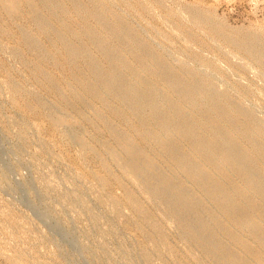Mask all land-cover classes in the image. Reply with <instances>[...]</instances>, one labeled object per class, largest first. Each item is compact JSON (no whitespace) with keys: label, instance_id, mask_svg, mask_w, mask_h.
<instances>
[{"label":"rangeland","instance_id":"374dc122","mask_svg":"<svg viewBox=\"0 0 264 264\" xmlns=\"http://www.w3.org/2000/svg\"><path fill=\"white\" fill-rule=\"evenodd\" d=\"M29 2L0 0V264H256L235 240L264 246V0Z\"/></svg>","mask_w":264,"mask_h":264},{"label":"bare ground","instance_id":"6f19581e","mask_svg":"<svg viewBox=\"0 0 264 264\" xmlns=\"http://www.w3.org/2000/svg\"><path fill=\"white\" fill-rule=\"evenodd\" d=\"M21 1V0H20ZM19 2V1H18ZM27 2L28 3H30L29 2V0H27ZM31 2H33V1H31ZM32 4V3H31ZM30 5V4H29ZM32 6V5H31ZM81 6V5H80ZM78 7V6H77ZM62 8V7H61ZM60 8V9H61ZM90 8V7H89ZM30 9V8H29ZM83 10V9H82ZM86 10H87V8H86ZM89 10H91V14L92 13H97V11H99V10H95V9H88V11ZM34 11V10H33ZM79 11V10H78ZM81 11V10H80ZM85 11V10H84ZM31 12H32V8H31ZM100 12V11H99ZM33 13H35V12H33ZM88 13V12H87ZM36 15H37V13H35ZM98 14V13H97ZM88 15V14H87ZM89 16H91V15H89ZM88 16V17H89ZM92 16H94V15H92ZM98 16H99V14H98ZM87 17V16H86ZM100 17V16H99ZM91 18V17H90ZM37 19H38V21L40 22V24L42 25V20H43V18L39 15H37ZM88 20V19H87ZM87 20H85V26H84V31H82V32H85V34H86V36H87V39L90 41V42H94V40H96V39H98V38H96V35H97V33L95 34L90 28H89V21H87ZM99 20H100V18H99ZM118 26V25H117ZM44 27V26H43ZM107 29V28H106ZM127 29V28H126ZM116 30V29H115ZM130 30V29H129ZM96 32V31H95ZM131 32V31H130ZM114 33V32H113ZM129 33V32H128ZM122 34V33H121ZM128 35V34H127ZM130 35V34H129ZM116 36V35H115ZM121 36V35H120ZM118 37V36H117ZM133 37V36H132ZM137 37V36H136ZM135 37V38H136ZM123 38V37H122ZM120 39V38H119ZM129 40V39H128ZM99 41V40H98ZM125 41V40H124ZM66 42V41H65ZM67 42H68V40H67ZM66 42V43H67ZM70 42V41H69ZM97 42V41H96ZM131 42V41H130ZM66 43H65V45H66ZM135 43V42H134ZM139 44V43H138ZM68 45H70V44H68ZM99 45V44H98ZM69 47V46H68ZM101 47V46H100ZM137 48V47H136ZM141 48V47H140ZM102 49V48H101ZM105 49V48H104ZM110 50V49H109ZM69 51V50H68ZM74 52V51H73ZM72 52V53H73ZM103 52V51H102ZM110 52V51H109ZM141 52V51H140ZM71 53V54H72ZM153 53V52H152ZM68 54H69V52H68ZM108 54V53H107ZM143 55H144V53H143ZM69 56V55H68ZM71 56V55H70ZM74 56V55H73ZM155 57H156V55H154ZM151 57V56H150ZM68 58H73L72 56L71 57H68ZM75 58V57H74ZM74 58H73V60H74ZM146 58V57H145ZM154 58V57H153ZM111 60V59H110ZM146 60V59H145ZM68 61V60H67ZM147 61V60H146ZM147 64H150V63H147ZM152 64V63H151ZM112 65V64H111ZM153 65V64H152ZM111 67V66H110ZM167 67V66H166ZM142 68V67H141ZM144 68V67H143ZM98 69V68H97ZM112 69V68H111ZM158 69V68H157ZM96 70V69H95ZM142 70V69H141ZM115 71V70H114ZM94 72H96V71H94ZM118 72V71H117ZM116 72V73H117ZM101 73H102V71H101ZM136 73V72H135ZM118 74V73H117ZM189 74H191V73H189ZM94 76H95V74H94ZM101 76V75H100ZM116 76V75H115ZM114 76V77H115ZM121 76V75H120ZM156 76V75H155ZM93 77V76H92ZM116 78V77H115ZM181 78V77H180ZM188 78V77H187ZM195 78V77H194ZM93 79H94V77H93ZM189 80L191 81V80H194L193 78H192V76H189ZM197 80V79H196ZM88 82V81H87ZM196 82V81H195ZM194 82V83H195ZM200 82V81H199ZM199 82L197 81V83H198V85H199ZM144 83V82H143ZM145 84V83H144ZM172 84V83H171ZM177 84V83H176ZM191 84H192V82H191ZM196 84V83H195ZM194 84V88L196 87V85ZM201 84V83H200ZM203 84H205V83H202L201 85L203 86ZM206 85V84H205ZM142 86V85H141ZM177 86V85H176ZM191 86V85H190ZM193 86V85H192ZM200 87V86H199ZM97 88V86L95 87L94 86V84L91 82V81H89L88 83H86V84H84V89L88 92V93H90V94H92L93 96H95V97H98V98H101L102 97V93H101V91H100V88H97V89H99V91L96 89ZM204 89H205V92H206V88L207 87H203ZM192 89V88H191ZM200 88H198V90H199ZM102 90V89H101ZM135 90V89H134ZM176 90V89H175ZM196 90V89H195ZM201 90V89H200ZM210 90V89H209ZM103 91V90H102ZM146 91H147V89H146ZM154 91V90H153ZM202 91H204V90H202ZM122 92V91H121ZM124 92V91H123ZM149 92V91H148ZM178 92V91H177ZM125 93H126V91H125ZM194 93V92H193ZM119 94V93H118ZM196 94V93H195ZM207 94V93H206ZM210 94V93H209ZM114 95V94H113ZM140 95V94H139ZM200 95V94H199ZM121 96V95H120ZM177 96V95H176ZM179 96V95H178ZM201 96V95H200ZM205 96V95H204ZM210 96V95H209ZM212 96H214L213 94H212ZM168 97V96H167ZM174 97V96H173ZM197 97V96H196ZM198 98V97H197ZM196 98V99H197ZM204 98V97H203ZM205 99V98H204ZM212 99H214V98H212ZM176 100V99H175ZM195 100V99H194ZM210 100V99H209ZM215 100H216V98H215ZM214 100V106H215V102L217 101H215ZM157 101V100H156ZM219 101V100H218ZM175 102V101H174ZM196 102V101H195ZM220 102V101H219ZM193 103V102H192ZM200 103V102H199ZM218 103V102H217ZM201 104V103H200ZM212 104V105H213ZM219 104V103H218ZM222 104V102L220 103V105ZM197 105H198V103H197ZM157 106V105H156ZM170 106H171V104H170ZM200 106L201 105H199V108H200ZM216 106H217V104H216ZM221 106H224L225 107V109H228V108H226V105H221ZM134 107H135V105H134ZM202 107V106H201ZM223 107V108H224ZM217 108L218 109H220V106L218 105L217 106ZM217 108H216V110H217ZM136 109H138L139 110V108H137L136 107ZM178 109V108H177ZM182 109V108H181ZM212 109V108H211ZM214 109H215V107H214ZM221 109H222V107H221ZM220 109V110H221ZM201 110V109H200ZM205 110V109H204ZM218 110L219 111V114H220V112L222 113V111L224 112V110ZM171 111V110H170ZM206 111V110H205ZM204 111V112H205ZM211 110H209V112H210ZM214 111V110H213ZM217 111V112H218ZM226 111V110H225ZM229 111V110H228ZM227 111V112H228ZM139 112H141V111H139ZM202 112V111H201ZM215 112V111H214ZM227 112H226V114H227ZM117 113V112H116ZM229 113H230V111H229ZM207 115H208V113H206ZM212 114H213V112H212ZM216 114V113H215ZM219 114H216V115H219ZM224 114V113H223ZM223 114L221 115V116H223ZM165 115V114H164ZM204 115V114H203ZM215 115V116H216ZM225 115V114H224ZM138 116H139V114H138ZM141 116V115H140ZM187 116V115H186ZM209 116H210V113H209ZM208 116V117H209ZM213 116V115H212ZM215 116L213 117V118H211V116L208 118L206 115H205V117L203 118V122H204V125L207 127V129H209V128H212V129H216L218 126H219V124H218V118L220 117H216L217 119H215ZM172 117V116H171ZM187 118V117H186ZM142 119V118H141ZM140 119V120H141ZM167 119V118H166ZM146 121V120H145ZM149 121V120H148ZM140 123H143L144 124V122H140ZM149 123V122H148ZM148 123H146V124H148ZM201 123V122H200ZM190 124V123H189ZM145 125V124H144ZM143 125V126H144ZM154 125H155V123H154ZM160 125V124H159ZM170 125V124H169ZM149 126V125H148ZM148 126H146V128L148 127ZM163 126V125H162ZM199 126V125H198ZM157 127V126H156ZM187 127H188V125H187ZM197 127V126H196ZM205 127V128H206ZM143 129H144V127H142ZM159 129V128H158ZM162 129V128H161ZM196 129H198V127L196 128ZM195 129V130H196ZM219 129H220V127H219ZM219 129H217L218 130V132H222V131H220ZM253 129H254V127H253ZM214 131V130H213ZM254 131V130H253ZM184 132L187 134L188 132H187V130H184ZM195 132V131H194ZM161 133H162V131H161ZM216 133H217V131H216ZM215 133V134H216ZM220 133H217V134H220ZM120 134V133H119ZM185 134V135H186ZM192 135V134H191ZM195 135V134H194ZM223 135H224V133H223ZM119 136V135H118ZM123 136H125V135H123ZM127 136V135H126ZM167 136V135H166ZM182 136V135H181ZM218 136V135H217ZM225 136V135H224ZM156 147H157V149L160 151V153L161 154H163L167 159H168V161L169 162H171L173 165H174V163H176L177 161H183L185 158H184V156H182L183 158H180L177 154H178V150H179V148L177 147V145H178V143L176 142V140H172V138L170 139L171 141V143H169L167 140H166V138H163L162 136H161V134H160V136L158 135H156ZM165 137V136H164ZM191 137V136H190ZM199 137V136H198ZM213 137V136H212ZM211 137V138H212ZM223 137V136H222ZM119 138V137H118ZM122 138V137H121ZM120 138V139H121ZM124 138V137H123ZM122 138V139H123ZM169 138V137H168ZM205 138V137H204ZM215 138H216V136H215ZM218 138H220L219 136H218ZM217 138V139H218ZM228 137H226L225 139L226 140H228L227 139ZM195 139H197V138H195ZM206 139V138H205ZM217 139H216V141H217ZM131 140V139H130ZM130 140H128V139H123V142H124V144L126 145V147L127 148H130V150L133 148V145H132V143H130ZM192 140V139H191ZM190 140V141H191ZM213 140V139H212ZM215 140V139H214ZM230 140V139H229ZM85 141V140H84ZM174 141V142H173ZM198 141V140H197ZM231 141V140H230ZM132 142V141H131ZM193 143V142H192ZM231 143V142H230ZM196 144V143H195ZM194 144V145H195ZM221 144V143H220ZM224 144V143H223ZM234 144V143H233ZM232 144V145H233ZM196 145H198V144H196ZM255 145V144H254ZM258 145V144H257ZM179 146V145H178ZM220 146V145H219ZM234 146V145H233ZM196 147V146H195ZM257 147V146H256ZM259 147V146H258ZM124 148V147H123ZM127 148H125V149H127ZM210 148V147H209ZM230 148H233V147H230ZM230 148H229V150H230ZM223 149V148H222ZM138 150V149H137ZM205 150V149H204ZM212 150V149H211ZM233 151H234V149H232ZM238 150V149H237ZM257 150V149H256ZM126 151V150H125ZM132 151V150H131ZM134 151H136V150H134ZM226 151H228V150H226ZM239 151V150H238ZM259 151V150H258ZM138 152V151H137ZM221 152V151H220ZM224 152V151H223ZM235 152H237V151H234L233 152V155H235L234 153ZM239 152H241V151H239ZM129 153V152H128ZM230 153V152H229ZM135 154V153H134ZM138 154V153H137ZM136 154V155H137ZM140 154V153H139ZM179 154H180V150H179ZM231 154V153H230ZM229 154V155H230ZM237 154H238V152H237ZM240 154V153H239ZM206 155V154H205ZM232 155V156H233ZM241 155H242V153H241ZM244 155V154H243ZM248 156V155H247ZM135 157V156H134ZM138 157V156H137ZM140 157V156H139ZM236 157H238V156H235V158ZM227 158V157H226ZM232 158V157H231ZM234 158V157H233ZM240 158V157H239ZM237 159V160H240V159H243V158H245V157H243L242 158V156H241V158L240 159ZM131 159H132V157H131ZM181 159H183V160H181ZM223 159V158H222ZM229 159V158H228ZM247 159V158H246ZM188 160H189V158H188ZM236 161V160H235ZM185 162H187V161H185ZM189 162V161H188ZM151 163V162H150ZM182 164H184L183 162H182ZM186 164V163H185ZM239 164H240V162H239ZM132 165V164H131ZM233 165V164H232ZM234 165H237V164H234ZM134 166V165H133ZM179 166V165H178ZM181 166V165H180ZM186 166V165H185ZM184 166V167H185ZM226 166V165H225ZM229 166V165H228ZM144 167V166H143ZM148 167H149V165H148ZM183 167V166H182ZM187 167V166H186ZM189 167H190V165H189ZM230 167H231V165H230ZM147 167H145V169H146ZM191 168V167H190ZM225 168H227V166L225 167ZM224 168V169H225ZM232 168V167H231ZM230 168V169H231ZM189 169V168H188ZM223 169V170H224ZM191 170H193V169H191ZM248 170V169H247ZM193 171H195V170H193ZM141 172V171H140ZM150 172V171H149ZM185 172H186V170H185ZM187 172H188V170H187ZM247 173L249 172V171H246ZM153 172H151V174H152ZM189 173V172H188ZM190 173H192V172H190ZM233 173V174H232ZM231 173V171L230 170H224L223 172H222V176L224 177L223 179H222V181L225 179V181H226V184H228V185H234V181H236L235 179H234V177L235 176H233L234 175V172H232ZM242 173H243V171H242ZM245 173V172H244ZM243 173V174H244ZM247 173H245V174H247ZM149 173H147V175H148ZM154 174V173H153ZM193 174V173H192ZM192 174H190V176L192 175ZM215 174H217V173H215ZM236 174V173H235ZM238 174V173H237ZM242 174V175H243ZM189 175V174H188ZM239 175V174H238ZM149 176V175H148ZM152 176V175H151ZM156 176V175H155ZM160 176H161V181H162V186L164 185L163 183H170V180H171V178L169 177V175H166V174H163V173H161L160 174ZM194 176V175H193ZM240 178H241V173H240ZM250 176H251V174H250ZM153 177V176H152ZM211 177V176H210ZM214 177V176H213ZM216 177V176H215ZM245 177H246V175H245ZM245 177H244V179H245ZM148 178V177H147ZM150 178V177H149ZM160 178V177H159ZM191 178V177H190ZM192 178H196L197 179V181H198V179H199V177L197 178L196 176L195 177H192ZM217 178V177H216ZM236 178H237V176H236ZM239 178V179H240ZM249 178V177H248ZM255 178V177H254ZM152 179V178H151ZM202 179H205V178H202ZM206 179H207V177H206ZM238 179V180H239ZM243 179V178H242ZM246 179H247V177H246ZM249 179H251V178H249ZM249 179H247V180H249ZM149 181H150V179H148ZM195 180V179H194ZM252 180H253V178H252ZM200 181H201V179H200ZM216 181L217 180H215V181H213V180H211L210 182H209V184L211 185V187H212V189L214 188V189H222L221 187L223 186L224 187V182H223V184L224 185H222L221 183H219V185H217V183H216ZM260 181V180H259ZM203 182V181H202ZM205 182V181H204ZM239 182H241V181H239ZM167 183V184H168ZM201 183V182H200ZM199 183V184H200ZM208 183V182H207ZM244 183H245V181H244ZM208 184V185H209ZM239 184V183H238ZM249 184V183H248ZM251 184H252V182H251ZM251 184H250V186H251ZM150 185V184H149ZM169 185V184H168ZM203 185H205V184H203L202 183V185H201V187H204ZM220 185H222L221 187H220ZM228 185L226 186V187H228ZM232 185V186H233ZM235 185H237L236 183H235ZM243 185V184H242ZM246 185H247V183H246ZM246 185H243V186H246ZM260 185V184H259ZM161 186V188H163ZM230 186H229V188H230ZM242 186V187H243ZM261 186H263V185H261ZM205 187H206V185H205ZM205 187H204V189H205ZM233 187H235V186H233ZM232 187V188H233ZM238 187H241V185L239 186L238 185ZM247 187H248V185H247ZM246 187V188H247ZM252 187L253 186H251L250 188L252 189ZM156 188H158V185H157V187ZM155 188V189H156ZM207 188V187H206ZM209 188V187H208ZM208 188H207V190H208ZM250 188H248V189H250ZM224 189H226V188H224ZM224 189H222V191L224 190ZM236 189H237V187H236ZM239 189V188H238ZM244 190H246L245 188H243ZM247 189V191L249 192L250 190H248ZM262 189V188H261ZM154 190V189H153ZM158 190H159V188H158ZM157 190V191H158ZM175 191H176V195H177V193L179 192V191H181V188L178 186V185H176V188L174 189ZM230 190H231V188H230ZM241 190V192L243 193L244 192V190L242 191V189H240ZM254 190V189H253ZM160 191V190H159ZM221 191V190H220ZM228 191H229V189H228ZM246 191V192H247ZM257 190H255V192H256ZM260 191V190H259ZM162 192V191H161ZM211 192V191H210ZM215 192V191H214ZM226 192V191H225ZM224 192V193H225ZM235 192H238V190L237 191H235ZM250 192H252V191H250ZM258 192V191H257ZM156 193V192H155ZM181 193V192H180ZM180 193H178V195H180ZM212 193V192H211ZM221 193V192H220ZM223 193V192H222ZM232 193V192H231ZM230 192H227V194H231ZM234 193V192H233ZM240 193V191L238 192V194ZM264 193V192H263ZM216 194H218L217 192H216ZM262 194V193H258V196H260V195ZM222 195H224V194H222ZM221 195V196H222ZM240 195V194H239ZM251 195V194H250ZM242 196V195H241ZM241 196H239V197H241ZM246 196H248V195H246ZM245 196V197H246ZM257 196V195H256ZM225 197H226V194H225ZM243 197V196H242ZM252 197V196H251ZM224 198V197H223ZM249 198V197H248ZM261 198H263V197H261ZM225 199V198H224ZM230 199V198H229ZM246 199H247V197H246ZM130 200L131 201H134L135 200V197H134V195L131 193L130 194ZM238 200V199H237ZM254 201V199L252 198L251 199V201ZM243 201V200H242ZM250 201V200H249ZM226 202V201H225ZM246 202V201H245ZM256 203L258 204L259 202L258 201H256ZM250 204H251V202H250ZM253 204V203H252ZM249 206V205H248ZM252 206V205H251ZM250 206V207H251ZM178 207V206H177ZM191 207V206H190ZM225 207V206H224ZM261 208V207H260ZM260 208H254V210H259L260 212H263V214H264V208L262 209H260ZM193 209V208H192ZM227 209L230 211V213H231V216H232V218L231 219H236V217H238V215H240V214H245V212H244V210L243 209H241V208H239L237 205H236V203L235 202H233V201H229L228 202V204H227ZM251 209V208H250ZM226 210V209H225ZM254 212V211H253ZM255 213V212H254ZM256 214V213H255ZM262 214V215H263ZM72 217V216H71ZM241 217V216H240ZM230 219V220H231ZM150 220V219H149ZM233 220H231V221H233ZM71 221H72V219H71ZM236 222V221H235ZM255 221H253L252 223H254ZM73 223V222H72ZM236 223H238V222H236ZM250 223V222H249ZM248 223V224H249ZM247 224V223H246ZM255 225V224H254ZM254 225H252L253 227H254ZM243 226V225H242ZM251 226V227H252ZM256 228V227H255ZM249 229H250V227H249ZM252 230L253 229H251V233H253L252 232ZM255 230V229H254ZM260 230V229H259ZM256 232V231H255ZM257 233V232H256ZM255 234V233H254ZM250 235V234H249ZM256 235V234H255ZM252 235H250V237H251ZM262 236V235H261ZM252 237H254V236H252ZM235 243L237 244V245H239V247L244 251V253L247 255V254H250V255H252L255 259H256V264H264V246H258V244L256 245V247L254 246H251L252 244H250L247 240H245V239H243V238H237L236 240H235ZM229 254V253H228ZM227 254V256H230V255H228Z\"/></svg>","mask_w":264,"mask_h":264}]
</instances>
